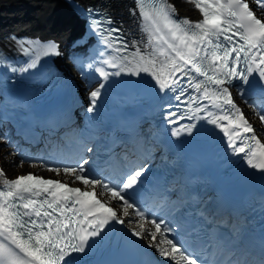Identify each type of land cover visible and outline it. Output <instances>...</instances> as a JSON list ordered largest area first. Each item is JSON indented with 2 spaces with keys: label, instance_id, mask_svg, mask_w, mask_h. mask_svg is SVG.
Instances as JSON below:
<instances>
[{
  "label": "snow or ice",
  "instance_id": "obj_1",
  "mask_svg": "<svg viewBox=\"0 0 264 264\" xmlns=\"http://www.w3.org/2000/svg\"><path fill=\"white\" fill-rule=\"evenodd\" d=\"M183 2L198 9L202 20L193 22L180 18L170 0H136L137 9L131 12L133 16L137 10L139 12L141 30L147 36L145 48L117 35L122 33V26L109 27L114 24L109 15L103 14L101 19L92 20L91 28L101 37L105 48L116 55H109L95 67L88 64L102 82L89 92L87 111L96 110L101 91L110 77H119L122 73L136 77L146 74L154 81L159 93L171 94V98L187 106L186 116L173 119L176 113L169 112L166 117L169 123L187 118L203 119L215 125L223 132L234 153H244L250 168L264 171V143L257 138L256 129L245 118L230 90L233 82L238 80V94L246 103L249 96L255 95L259 103H251V106L264 123V20L249 7L247 0ZM256 3L259 9H264V0H256ZM87 12L89 16L99 15L91 8ZM12 40L19 51L30 57L24 66L8 65L14 73H26L36 68L42 57L61 54L54 41L41 43L38 39L17 37ZM99 55L103 57L104 51ZM5 63L6 59L0 57V66ZM100 65L115 71H107ZM185 95L188 98L183 100ZM195 127V123L185 124L173 130L172 135L191 134ZM242 133L251 135L242 137ZM234 138H241L240 146ZM0 142L14 147L5 136H0ZM17 154L18 150L10 153ZM25 162L33 163L21 159L17 166L22 167ZM88 163L82 158L74 165H41L57 176L63 173L71 177V183L81 182L84 188L71 187L67 180L46 179L33 173L10 180L0 168V264H77L75 258H66L72 257L73 253L86 254L93 247L89 241L99 237L107 225L112 222L124 224V218L133 213L139 223L130 225L131 234L139 238H146L147 234L148 246L155 248L165 260L172 264H208L184 239L169 238L175 227H170L163 219L159 222L155 218L148 220L144 210L125 196L126 190L139 182L143 168L131 171L118 185L91 174L85 167ZM108 193L110 196L102 201L100 197ZM111 201H120L119 208L113 207ZM146 223L152 227H146ZM220 243L224 244V251L220 255L212 253V264H250L247 257L237 255L236 250L224 241ZM212 246V241L206 242L205 247ZM260 264H264V259Z\"/></svg>",
  "mask_w": 264,
  "mask_h": 264
},
{
  "label": "bare ground",
  "instance_id": "obj_2",
  "mask_svg": "<svg viewBox=\"0 0 264 264\" xmlns=\"http://www.w3.org/2000/svg\"><path fill=\"white\" fill-rule=\"evenodd\" d=\"M2 1H4V0H0V12L6 11L7 13H9V12H15L17 10L18 6L9 7V6L4 5L2 3ZM18 1L20 2V0H18ZM41 1H44V0H41ZM85 1L94 2L95 0H85ZM20 4H23V3H20ZM47 10H48V8L44 3L43 4L41 3V5H39V6H36V9H35V11H37V13H40V14H42L40 11L46 13ZM6 147H7V144H5V142H0V150H1L0 152H2V150H5ZM62 175H64V174L62 173Z\"/></svg>",
  "mask_w": 264,
  "mask_h": 264
},
{
  "label": "rangeland",
  "instance_id": "obj_3",
  "mask_svg": "<svg viewBox=\"0 0 264 264\" xmlns=\"http://www.w3.org/2000/svg\"><path fill=\"white\" fill-rule=\"evenodd\" d=\"M19 12H22V10H20ZM3 157H4V158H5V160H6V157H7V156H6V155H4ZM10 158H11L10 156H9V157H7V159H10Z\"/></svg>",
  "mask_w": 264,
  "mask_h": 264
}]
</instances>
